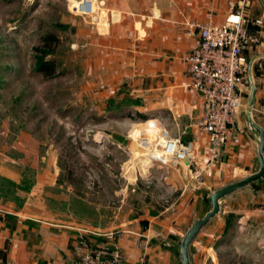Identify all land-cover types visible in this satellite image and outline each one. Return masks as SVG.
<instances>
[{"label": "rangeland", "instance_id": "rangeland-1", "mask_svg": "<svg viewBox=\"0 0 264 264\" xmlns=\"http://www.w3.org/2000/svg\"><path fill=\"white\" fill-rule=\"evenodd\" d=\"M73 1L0 0V201L90 230H121L134 216L176 212L181 191L169 183L173 163L158 161L156 152L177 129L166 121L167 135L157 121L141 125L126 117L159 113L111 79L116 73L98 40L108 29L105 1L95 0L91 17L73 15ZM48 36L54 40L45 42ZM42 60L53 62L51 76L40 71ZM246 177L223 180L213 191ZM220 207L231 236L222 262L264 264V257H239L235 232L264 234V179ZM56 256L39 264H62Z\"/></svg>", "mask_w": 264, "mask_h": 264}, {"label": "crops", "instance_id": "crops-1", "mask_svg": "<svg viewBox=\"0 0 264 264\" xmlns=\"http://www.w3.org/2000/svg\"><path fill=\"white\" fill-rule=\"evenodd\" d=\"M104 1V10L109 13L108 29L98 40L100 53L103 58L108 54L109 69L116 73L111 79L118 84L124 83L136 98H141L146 111L159 113L140 124L157 121L168 135L165 122L169 121L179 134L175 139L190 144L194 153L207 155V135L194 126L202 112L201 99L189 86L185 61L187 54L198 45L199 38L197 31L189 34L186 23H203L210 18L220 24L228 14L241 9L244 0ZM246 2L247 29L259 42L243 51L249 64L248 83L241 84L239 91L246 105L251 77L255 85L252 116L264 129L261 113L264 109V0ZM257 20L262 22L260 26L255 24ZM237 127L220 151L219 165L205 183L193 181L187 168L171 167L173 181L169 183L181 191L176 212L169 213L165 208L153 214L134 216L128 218L121 230H90L78 221L68 222L64 218L53 221L48 214L39 218L18 208L6 207L0 201V264L10 261L39 264L42 260L53 261L58 258L56 255H61L62 264L70 259L74 264L73 255L69 257V246L73 249L81 236L94 248L110 250L116 245L132 264L141 259L146 264H181L178 244L192 221L210 210L206 197L213 188L223 180L243 174L248 176L259 168L257 145L244 109L237 117ZM221 213L213 217L192 242L189 248L191 264H224L220 256L229 246L231 236L226 229L225 211ZM240 221L237 223L241 224ZM86 229L96 235L84 234ZM235 232L239 257L243 261H260L264 257L262 231H253L252 236L245 228ZM54 247L57 248L55 252Z\"/></svg>", "mask_w": 264, "mask_h": 264}, {"label": "built area", "instance_id": "built-area-1", "mask_svg": "<svg viewBox=\"0 0 264 264\" xmlns=\"http://www.w3.org/2000/svg\"><path fill=\"white\" fill-rule=\"evenodd\" d=\"M95 0H77L69 7L75 16H93ZM226 16L220 24L212 19L200 22H188L189 34L197 31L199 42L185 57L189 86L201 99L202 112L195 121L197 130L205 133L208 138V153L205 156L194 153L190 144L179 139L164 138L161 142L156 159L164 164L189 169L193 181L203 184L213 175L220 163L221 149L238 129L237 117L245 108L241 84H247L249 64L243 51L259 40L247 29L245 8ZM257 26L262 22L255 21ZM264 117V109L261 111ZM264 158V155H263ZM84 234H94L83 231ZM74 264H132L123 256L120 249L113 245L109 248H94L89 241L81 236L73 248ZM6 264H17L10 261ZM135 264H146L143 259Z\"/></svg>", "mask_w": 264, "mask_h": 264}, {"label": "water", "instance_id": "water-1", "mask_svg": "<svg viewBox=\"0 0 264 264\" xmlns=\"http://www.w3.org/2000/svg\"><path fill=\"white\" fill-rule=\"evenodd\" d=\"M249 83H250V93L248 96L247 103L244 108V114L247 121V124L249 126V129L254 136L256 145H257V160L259 168L257 172L247 176L246 178L229 184L227 186H224L222 188H219L217 190H214L212 193H210L206 197V201L210 205V210L205 213V215L202 218H195L190 227L187 229L186 233L182 237V239L179 242V248H180V260L181 264H191L190 258H189V248L196 238V236L199 234L201 229L220 212V204L221 202L231 195L232 193L248 188L251 183L264 179V129L254 120L252 116L253 111V104H254V94H255V85L249 77Z\"/></svg>", "mask_w": 264, "mask_h": 264}, {"label": "trees", "instance_id": "trees-1", "mask_svg": "<svg viewBox=\"0 0 264 264\" xmlns=\"http://www.w3.org/2000/svg\"><path fill=\"white\" fill-rule=\"evenodd\" d=\"M52 39L54 40V38L52 36H48V38H46L45 42H49L52 41ZM42 57L43 56H47L48 53L46 51H41L40 52ZM40 71L44 72L45 74H47L48 76H51L54 73V64L52 61H44L42 60L40 63ZM127 118L133 120V121H146L147 119H149L145 114H142L140 112H136L135 115L132 114H128L126 115ZM233 264V263H231Z\"/></svg>", "mask_w": 264, "mask_h": 264}]
</instances>
